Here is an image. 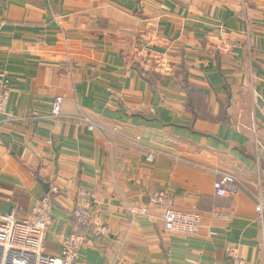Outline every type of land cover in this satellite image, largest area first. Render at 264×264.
I'll use <instances>...</instances> for the list:
<instances>
[{"label": "crops", "instance_id": "crops-1", "mask_svg": "<svg viewBox=\"0 0 264 264\" xmlns=\"http://www.w3.org/2000/svg\"><path fill=\"white\" fill-rule=\"evenodd\" d=\"M0 71V213L51 194L46 253L83 231L72 212L91 197L109 234L79 264H264V0H0ZM157 191L200 212L195 236L165 230Z\"/></svg>", "mask_w": 264, "mask_h": 264}, {"label": "built area", "instance_id": "built-area-1", "mask_svg": "<svg viewBox=\"0 0 264 264\" xmlns=\"http://www.w3.org/2000/svg\"><path fill=\"white\" fill-rule=\"evenodd\" d=\"M11 92L10 80L6 71H0V116L5 113ZM63 98L57 96L53 103V114L58 115L62 108ZM153 159V155L149 156ZM219 196L231 198L238 194L240 184L237 177L230 173H222L214 183ZM53 193L61 192L57 185L52 187ZM85 193V192H84ZM167 193L157 191L151 195L150 203L161 209V220L165 230L173 235L195 236L201 226V214L197 210L183 211L172 208L166 203ZM255 211L264 224V194L260 189L255 194ZM95 202L89 197L74 208L72 214L78 225L86 228L85 232L69 234L62 242L61 253L52 255L45 252L44 235L53 222V197L42 196L38 203L25 217H18L14 210L0 213V264H79L80 250L89 236L102 237L109 234L106 224L93 226V210ZM132 215H146L147 206H133ZM92 228L91 231L89 229ZM229 259L233 264H246L238 257L235 250H229Z\"/></svg>", "mask_w": 264, "mask_h": 264}, {"label": "water", "instance_id": "water-1", "mask_svg": "<svg viewBox=\"0 0 264 264\" xmlns=\"http://www.w3.org/2000/svg\"><path fill=\"white\" fill-rule=\"evenodd\" d=\"M43 184H44V188L46 189V191H49V185L46 183H43Z\"/></svg>", "mask_w": 264, "mask_h": 264}, {"label": "trees", "instance_id": "trees-1", "mask_svg": "<svg viewBox=\"0 0 264 264\" xmlns=\"http://www.w3.org/2000/svg\"><path fill=\"white\" fill-rule=\"evenodd\" d=\"M81 228H82L83 231H80V232H85V231H87L86 228H83V227H81ZM91 230H92V228L89 229V231H91Z\"/></svg>", "mask_w": 264, "mask_h": 264}]
</instances>
